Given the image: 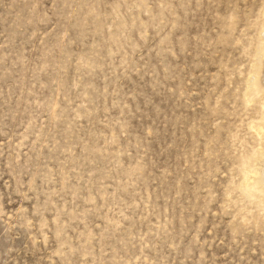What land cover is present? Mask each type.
I'll return each mask as SVG.
<instances>
[{"label":"rangeland","instance_id":"374dc122","mask_svg":"<svg viewBox=\"0 0 264 264\" xmlns=\"http://www.w3.org/2000/svg\"><path fill=\"white\" fill-rule=\"evenodd\" d=\"M262 52L264 0H0V264H264Z\"/></svg>","mask_w":264,"mask_h":264},{"label":"bare ground","instance_id":"6f19581e","mask_svg":"<svg viewBox=\"0 0 264 264\" xmlns=\"http://www.w3.org/2000/svg\"><path fill=\"white\" fill-rule=\"evenodd\" d=\"M262 54L264 55V52H262ZM263 55H262V56H263ZM263 64H264V63H263ZM262 70H263V68H262ZM261 72H262V71H261ZM261 72H259L258 75H259ZM262 74H263V73H262ZM262 76H263V75H262ZM255 77H257V76H255ZM258 77H261V76H258ZM257 81H260V80L257 79ZM257 81H256V82H257ZM257 84H258V83H257ZM259 85H260V83H259ZM260 86H261V85H260ZM262 86H263V85H262ZM261 88H262V87H261ZM262 161H263V160H262ZM259 164L261 165L260 162H259ZM262 164H263V163H262ZM262 167H264V166H262ZM258 168H259V167H258ZM263 169H264V168H263ZM260 170H261V169H260ZM257 171H258V169H257ZM259 172H260V171H259ZM262 173H263V172H262ZM259 174L261 175V173H259ZM263 174H264V173H263ZM245 176H246V175H245ZM259 177H260V179H261V176H259ZM259 177H258V179H259ZM255 178H256V177H255ZM262 178H263V177H262ZM256 179H257V178H256ZM260 179H259V181H260ZM262 181H263V180H262ZM262 181H261V182H262ZM261 182H260V183H261ZM246 183H248V182H247V181H244V184H242L244 189L246 188ZM258 183H259V182H258ZM261 185H262V184H261ZM261 185H260V187H261ZM262 186H263V185H262ZM263 188H264V187H263ZM263 188H262V189H263ZM257 189H258V188H257ZM244 191H245V190H244Z\"/></svg>","mask_w":264,"mask_h":264}]
</instances>
